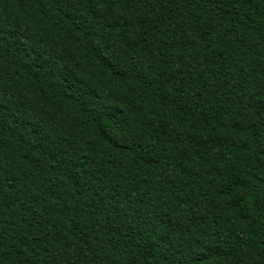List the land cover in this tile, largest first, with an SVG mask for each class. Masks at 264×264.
Returning a JSON list of instances; mask_svg holds the SVG:
<instances>
[{"label":"trees","instance_id":"16d2710c","mask_svg":"<svg viewBox=\"0 0 264 264\" xmlns=\"http://www.w3.org/2000/svg\"><path fill=\"white\" fill-rule=\"evenodd\" d=\"M0 264H264V0H0Z\"/></svg>","mask_w":264,"mask_h":264}]
</instances>
